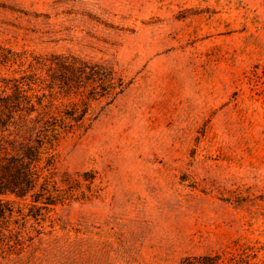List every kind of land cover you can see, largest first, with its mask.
<instances>
[{
    "label": "rangeland",
    "instance_id": "374dc122",
    "mask_svg": "<svg viewBox=\"0 0 264 264\" xmlns=\"http://www.w3.org/2000/svg\"><path fill=\"white\" fill-rule=\"evenodd\" d=\"M0 45L130 82L58 148L100 196L59 205L66 229L24 232L0 264H180L236 243L264 258V0H0Z\"/></svg>",
    "mask_w": 264,
    "mask_h": 264
},
{
    "label": "trees",
    "instance_id": "16d2710c",
    "mask_svg": "<svg viewBox=\"0 0 264 264\" xmlns=\"http://www.w3.org/2000/svg\"><path fill=\"white\" fill-rule=\"evenodd\" d=\"M129 85L114 63L0 45V257H20L32 246L22 242L24 232L28 241H43L58 225L66 229L52 215L59 205L100 196L98 171L62 168L58 148L71 133L92 126L96 105L112 104ZM20 217L33 225L16 222L18 229H11ZM262 250L236 243L187 255L180 264H264Z\"/></svg>",
    "mask_w": 264,
    "mask_h": 264
}]
</instances>
